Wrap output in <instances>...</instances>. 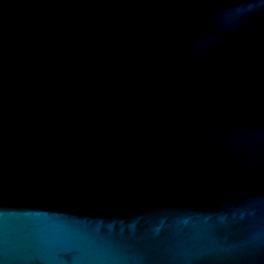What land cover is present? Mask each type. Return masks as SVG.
Wrapping results in <instances>:
<instances>
[{
  "label": "water",
  "instance_id": "water-1",
  "mask_svg": "<svg viewBox=\"0 0 264 264\" xmlns=\"http://www.w3.org/2000/svg\"><path fill=\"white\" fill-rule=\"evenodd\" d=\"M0 264H264V0H0Z\"/></svg>",
  "mask_w": 264,
  "mask_h": 264
}]
</instances>
